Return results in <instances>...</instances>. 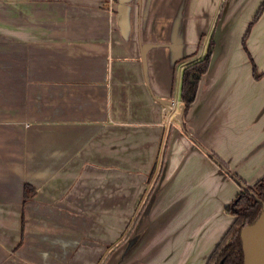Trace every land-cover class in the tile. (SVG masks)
Masks as SVG:
<instances>
[{
	"label": "crops",
	"instance_id": "obj_1",
	"mask_svg": "<svg viewBox=\"0 0 264 264\" xmlns=\"http://www.w3.org/2000/svg\"><path fill=\"white\" fill-rule=\"evenodd\" d=\"M262 1H229L180 122L222 0H0V264H205L241 190L207 151L264 176ZM246 47L264 72V10Z\"/></svg>",
	"mask_w": 264,
	"mask_h": 264
},
{
	"label": "trees",
	"instance_id": "obj_2",
	"mask_svg": "<svg viewBox=\"0 0 264 264\" xmlns=\"http://www.w3.org/2000/svg\"><path fill=\"white\" fill-rule=\"evenodd\" d=\"M226 3L227 0H222L216 25L210 37L207 52L200 59H197L187 64L182 70L180 99L181 103L183 104L184 118L188 114L192 104L196 99V95L202 77L208 72L210 68L213 56V49L215 45L214 33L217 24L221 19ZM263 10L264 0L260 3L255 15L249 22L242 39V45L251 61L255 78H259L260 76L264 75V72L260 74L257 72L256 65L246 47V39L250 33L253 24L258 20ZM210 156L214 160H216V162H218L223 169H225L228 173H231L228 170L227 166L217 157V155H215L214 153H210ZM232 177L239 179L236 175L233 174ZM155 184L156 183H154V185L151 187L145 199L143 208L148 203L151 195L153 194ZM244 184L246 187H241V190L237 193L235 198L226 206V211L229 214L233 215L234 219L230 226L227 228V230L223 233L219 241L216 243L215 247L208 256L205 264H244V255L240 233L242 228L248 224H252L258 218L261 212L262 203L257 199L264 201V176L251 185H248L246 183ZM134 222L128 230L126 237L129 236L133 231ZM124 240L125 238L122 240V242Z\"/></svg>",
	"mask_w": 264,
	"mask_h": 264
},
{
	"label": "water",
	"instance_id": "obj_3",
	"mask_svg": "<svg viewBox=\"0 0 264 264\" xmlns=\"http://www.w3.org/2000/svg\"><path fill=\"white\" fill-rule=\"evenodd\" d=\"M225 9L223 10L222 16L220 21L217 24L215 33H214V49H213V56L211 63L214 59L217 44L219 41V37L221 35V22L223 20ZM170 103L169 101H165L164 104L167 105ZM180 112L177 115V118L182 122V115H183V104H180ZM208 154H210L207 151ZM228 173V172H227ZM230 176H232L231 173H228ZM235 181L242 187L245 188V184L241 182L239 179L234 178ZM154 194L151 195L146 207L145 211L150 208L153 200H154ZM262 203V209L258 216V218L252 223L244 226L241 230L240 236L242 241V248H243V255H244V264H264V201L257 199ZM137 240V236H134L130 239L128 242L126 248H125V254L130 251V249L133 247L134 243Z\"/></svg>",
	"mask_w": 264,
	"mask_h": 264
},
{
	"label": "built area",
	"instance_id": "obj_4",
	"mask_svg": "<svg viewBox=\"0 0 264 264\" xmlns=\"http://www.w3.org/2000/svg\"><path fill=\"white\" fill-rule=\"evenodd\" d=\"M165 109L167 112H170L172 111V109L176 108L177 107V103L175 101H170V103H168L167 105H165Z\"/></svg>",
	"mask_w": 264,
	"mask_h": 264
},
{
	"label": "rangeland",
	"instance_id": "obj_5",
	"mask_svg": "<svg viewBox=\"0 0 264 264\" xmlns=\"http://www.w3.org/2000/svg\"><path fill=\"white\" fill-rule=\"evenodd\" d=\"M229 1L230 0H227V3H226V6H225V8L228 6V4H229ZM243 2H246L247 3V6L249 5V4H251V3H253L255 0H242ZM247 23H248V21H247ZM246 23V24H247ZM249 24V23H248ZM247 24V25H248ZM248 27V26H247ZM247 29V28H246ZM120 251H122V250H117V256H119L120 255Z\"/></svg>",
	"mask_w": 264,
	"mask_h": 264
}]
</instances>
